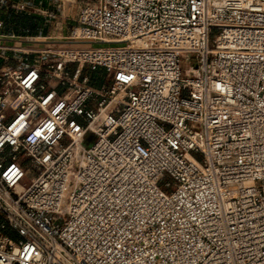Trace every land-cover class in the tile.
<instances>
[{"label":"built area","instance_id":"2783aa9c","mask_svg":"<svg viewBox=\"0 0 264 264\" xmlns=\"http://www.w3.org/2000/svg\"><path fill=\"white\" fill-rule=\"evenodd\" d=\"M70 18L0 65V264H264V0Z\"/></svg>","mask_w":264,"mask_h":264},{"label":"crops","instance_id":"0c3cea01","mask_svg":"<svg viewBox=\"0 0 264 264\" xmlns=\"http://www.w3.org/2000/svg\"><path fill=\"white\" fill-rule=\"evenodd\" d=\"M24 5V9L18 6ZM76 5L66 0H0V44L10 46L0 50V65L4 57H27L30 63H38V53H27L23 50L28 46L42 48L44 41H57L66 33L72 24L70 15ZM41 10L53 11L55 22L45 20ZM105 72L103 68H100Z\"/></svg>","mask_w":264,"mask_h":264},{"label":"rangeland","instance_id":"374dc122","mask_svg":"<svg viewBox=\"0 0 264 264\" xmlns=\"http://www.w3.org/2000/svg\"><path fill=\"white\" fill-rule=\"evenodd\" d=\"M63 1V0H61ZM70 3H73L74 5H79V4H83V3H87L89 0H66ZM60 40V39H58ZM44 43H46V45H43L42 47H53L54 46V43L55 41H44ZM192 65L196 66V61H192L191 63ZM71 69H75L76 68V64H71ZM187 66V64H186ZM101 67H93V66H90V65H85L84 69H83V73L84 74H88L89 76H91V83H96L98 80L95 79L93 80L92 79V75H96V77L98 78H103V80L106 82L107 85L111 84L112 82V76L110 74H108L106 71L105 72H102V70L100 69Z\"/></svg>","mask_w":264,"mask_h":264},{"label":"trees","instance_id":"16d2710c","mask_svg":"<svg viewBox=\"0 0 264 264\" xmlns=\"http://www.w3.org/2000/svg\"><path fill=\"white\" fill-rule=\"evenodd\" d=\"M98 77H96V75L94 74V75H92V79L93 80H95V79H97ZM0 220H1V218H0Z\"/></svg>","mask_w":264,"mask_h":264}]
</instances>
